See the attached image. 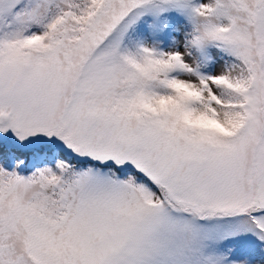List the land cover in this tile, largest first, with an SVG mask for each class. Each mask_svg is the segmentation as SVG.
<instances>
[{
	"label": "snow or ice",
	"instance_id": "6c2138e0",
	"mask_svg": "<svg viewBox=\"0 0 264 264\" xmlns=\"http://www.w3.org/2000/svg\"><path fill=\"white\" fill-rule=\"evenodd\" d=\"M0 264H264V0H0Z\"/></svg>",
	"mask_w": 264,
	"mask_h": 264
}]
</instances>
